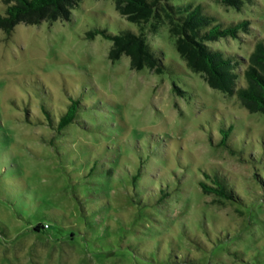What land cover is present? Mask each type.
Listing matches in <instances>:
<instances>
[{
    "label": "rangeland",
    "instance_id": "374dc122",
    "mask_svg": "<svg viewBox=\"0 0 264 264\" xmlns=\"http://www.w3.org/2000/svg\"><path fill=\"white\" fill-rule=\"evenodd\" d=\"M173 3L248 20V32L207 42L226 54L247 58L264 37V0ZM169 27L145 29L162 74L113 62L112 41L88 38L139 32L114 0L0 30V264H264V113L188 69ZM73 100L76 120L56 131L43 108L56 124ZM217 174L235 199L203 190Z\"/></svg>",
    "mask_w": 264,
    "mask_h": 264
},
{
    "label": "trees",
    "instance_id": "16d2710c",
    "mask_svg": "<svg viewBox=\"0 0 264 264\" xmlns=\"http://www.w3.org/2000/svg\"><path fill=\"white\" fill-rule=\"evenodd\" d=\"M5 14L0 13V30L10 35L18 24L39 25L59 20L70 21L72 11L82 0H3ZM225 5L239 8L253 0H221ZM118 14L136 25L139 32L122 31L118 34L106 29L96 28L88 38L103 35L112 41L108 57L115 62L127 56L133 71L149 69L157 74L165 71L163 54L158 56L145 36L146 25H152L156 31L158 25L170 24V35L174 39L176 50L188 69L200 74L210 88L229 96H236L250 113H264V37L255 42L253 51L247 58L229 55L222 50L213 49L207 44L222 38H236L241 31L250 29L249 21L220 23L211 14L205 12L203 5H176L173 0H114ZM154 21V23H153ZM239 64L244 65L242 72L237 71ZM244 84L239 85V79ZM51 126L61 132L76 120L78 101L73 100L66 111L55 117L51 110L43 108ZM222 144L229 137L222 130ZM208 177V174H207ZM213 185L201 182L206 193L233 200L237 197L227 180L215 175ZM5 188V187H4ZM5 193L6 189H5ZM168 196V193L165 197ZM50 225L38 222L34 231L42 232Z\"/></svg>",
    "mask_w": 264,
    "mask_h": 264
}]
</instances>
